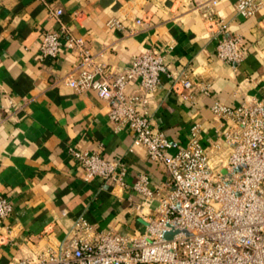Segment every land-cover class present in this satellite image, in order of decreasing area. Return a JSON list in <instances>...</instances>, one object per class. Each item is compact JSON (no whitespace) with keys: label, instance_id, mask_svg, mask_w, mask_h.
<instances>
[{"label":"crops","instance_id":"1","mask_svg":"<svg viewBox=\"0 0 264 264\" xmlns=\"http://www.w3.org/2000/svg\"><path fill=\"white\" fill-rule=\"evenodd\" d=\"M235 2L0 0V195L12 203L11 213L0 217V264L59 244L79 216L98 229H142L144 221L128 208L131 188L85 179L72 147L99 149L122 161L128 183L138 172L147 174L150 186L168 176L162 163L149 159L142 147H132L127 127L114 126L106 101L93 90L79 92L67 84L74 54L61 47L54 59L40 56L43 34L67 24L93 52H103L107 71L123 69L135 54L152 49L164 56L169 72L207 79L211 94L191 104L170 90L166 73L159 75L149 117L171 142L172 153L185 144L192 120L201 122L204 138L214 135L213 100L237 105L262 95L264 7L242 17ZM55 8L62 9L59 18L51 14ZM233 34L241 35L247 47L236 65L214 53L217 40ZM137 87L131 81L125 92Z\"/></svg>","mask_w":264,"mask_h":264},{"label":"built area","instance_id":"2","mask_svg":"<svg viewBox=\"0 0 264 264\" xmlns=\"http://www.w3.org/2000/svg\"><path fill=\"white\" fill-rule=\"evenodd\" d=\"M262 7L263 0L234 4L242 17ZM51 14L59 18L62 9ZM61 47L76 57L67 84L79 92L93 90L106 101L114 126L127 127L132 147H142L149 159L162 163L168 176L163 184L150 186L147 174L138 172L128 183L122 161L105 157L99 149L72 147L85 179L99 177L131 188L128 208L144 221L142 229H98L79 216L59 244L12 264H264V72L261 97L237 105L213 100L214 135L204 138L201 122L192 120L185 144L169 153L171 142L153 126L148 110L160 73L170 79V90L191 104L211 94L207 79L184 70L169 72L164 56L152 49L135 54L123 69L107 71L103 52H93L65 23L43 34L40 56L54 59ZM246 49L243 37L233 34L218 39L214 53L236 65ZM131 81L138 87L126 93ZM11 211L12 203L0 195V217Z\"/></svg>","mask_w":264,"mask_h":264}]
</instances>
